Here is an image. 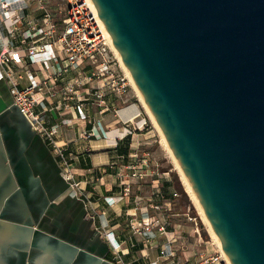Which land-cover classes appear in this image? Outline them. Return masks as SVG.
Listing matches in <instances>:
<instances>
[{
    "label": "water",
    "instance_id": "water-1",
    "mask_svg": "<svg viewBox=\"0 0 264 264\" xmlns=\"http://www.w3.org/2000/svg\"><path fill=\"white\" fill-rule=\"evenodd\" d=\"M231 264H264V0H91Z\"/></svg>",
    "mask_w": 264,
    "mask_h": 264
},
{
    "label": "crops",
    "instance_id": "crops-1",
    "mask_svg": "<svg viewBox=\"0 0 264 264\" xmlns=\"http://www.w3.org/2000/svg\"><path fill=\"white\" fill-rule=\"evenodd\" d=\"M26 15L34 21H26L24 30L39 20L32 6ZM19 41L20 36L11 46L24 48ZM118 69L124 70L122 64ZM82 92L89 99L84 104L85 119L76 109L51 106L46 100L34 105V110L41 113L49 129L56 130L54 139L71 158L77 180L93 201L96 216L92 219L87 218L84 199L75 196L63 176L61 156L14 103L9 83L0 80V264H196L201 237L198 234L195 243L188 241L189 230L182 223L170 218L167 236H175L176 242L175 255L169 257L161 256L169 243L166 235L150 238L133 234L129 228L132 218L164 212L170 217L173 200L179 195L172 181L167 180L165 186L149 172L131 179V193L121 196L119 170L133 160L136 151L143 156L147 153L143 147L157 141L150 138L154 128L149 130L145 122L153 121L138 91L131 85L125 101L110 96L106 105L93 101L90 85ZM75 102L68 101L71 106ZM106 195L120 200L109 206ZM103 230L114 232L121 243L118 253Z\"/></svg>",
    "mask_w": 264,
    "mask_h": 264
},
{
    "label": "built area",
    "instance_id": "built-area-1",
    "mask_svg": "<svg viewBox=\"0 0 264 264\" xmlns=\"http://www.w3.org/2000/svg\"><path fill=\"white\" fill-rule=\"evenodd\" d=\"M37 1L39 8L43 9L40 20L24 30L26 21H34L25 16L32 6L30 0H0V80L9 83L14 103L30 120L33 128L48 140L54 153L61 156L63 176L75 196L84 199L87 218L92 219L96 216L93 201L85 193L82 181L77 180L71 158L54 139L56 130L48 128L41 113L34 110V105L46 100L51 106L76 109L79 117L85 119L87 112L84 104L89 99L84 97L83 87L90 85L95 96L93 101L106 105V98L110 96L117 101H125L130 94L131 83L125 71L118 69L121 62L110 46L103 21L91 0H61L58 12L63 14V20L59 30L54 22L55 14L45 7L42 0ZM18 36L20 44L25 45L20 50L11 46V41ZM12 64L18 65V68ZM70 73H73L72 77L68 76ZM59 82L62 84L58 85ZM73 99L76 102L71 106L68 101ZM68 122L63 119V123ZM101 132L105 136V131L101 129ZM132 158L117 175L119 179L123 178L121 196L131 193V179L143 178L149 172L159 173L156 169L158 161L151 153L140 156L136 151ZM104 200L113 206L120 198L106 195ZM156 208L159 209V206ZM168 225L169 215L165 212L129 221L133 234H148L150 238L167 236ZM103 235L118 253L121 243L114 232L103 230ZM167 239L169 243L163 249L162 257L175 255V236H167ZM199 256L196 264H225L222 252L209 256L199 253Z\"/></svg>",
    "mask_w": 264,
    "mask_h": 264
},
{
    "label": "rangeland",
    "instance_id": "rangeland-1",
    "mask_svg": "<svg viewBox=\"0 0 264 264\" xmlns=\"http://www.w3.org/2000/svg\"><path fill=\"white\" fill-rule=\"evenodd\" d=\"M30 2L33 8V16H36V18L40 20L41 11L43 9L39 8L40 4L37 0H30ZM42 3L47 9L55 14L53 18L57 26V30H59V28H61V23L63 20V14H59L58 12V9L61 6V0H42ZM131 85L133 86L132 82ZM152 123L153 122L147 121V128H149V130L154 128V130L149 135L153 134L150 138L157 139V141H150L148 145L143 147V149L146 152L151 153L153 157L158 161V167L156 169L158 170L159 174L155 173L154 175H156V177L160 179L161 184L165 182L166 186L167 180H170V182L172 181L173 187L179 194L176 199L173 200L171 210L172 212L169 217V221L171 218L172 221H178L182 223V225L186 226V228L189 230L187 232L188 241L190 240L191 242L195 243L199 234V236L201 237V244L203 245L200 249V253H203L205 256L213 255L214 253H221L219 243L214 239V237L210 235L209 227L206 224L203 215L199 211L198 207H196L191 196L188 194L185 184L181 180L180 174L173 162L172 155L164 144L157 126L155 125V123V126H153ZM173 173L176 174L177 180L174 178ZM161 184L159 183V185ZM192 230H198V233H192ZM223 259L224 263L228 264L225 256H223Z\"/></svg>",
    "mask_w": 264,
    "mask_h": 264
},
{
    "label": "bare ground",
    "instance_id": "bare-ground-1",
    "mask_svg": "<svg viewBox=\"0 0 264 264\" xmlns=\"http://www.w3.org/2000/svg\"><path fill=\"white\" fill-rule=\"evenodd\" d=\"M104 28H105V26H104ZM105 32H106L107 37H108V39H109L110 46L112 47L113 51L115 52L116 56L118 57L119 61H120L121 64H122V67H123V69H124V71H125V73H126V76L129 77L130 83L132 82V84H133V86L135 87L136 91H138V94H139V96H140V98H141V100H142L143 105L147 108V111H148V113H149V115H150L151 120H152V121L155 123V125L157 126V128H158V130H159V132H160V135L162 136V140H163L164 144L166 145L168 151H170V153H171V155H172V158H173V162H174V164H175V166H176V169L178 170V172H179V174H180V178H181V180L184 182L185 187H186V190H187L188 194L191 196L192 200L194 201L196 207H198L199 211H200L201 214L203 215L204 220L206 221V224H207L208 227H209L210 235H211L212 237H214L215 240H217V242L219 243V246H220V248H221V252H222V254L225 256V259L227 260L228 264H231L230 259H229L228 256L225 254V251L223 250V248H222V246H221L219 240H218L217 237H216L215 231H214L212 225L210 224L209 219H208V217H207L205 211L203 210V208H202V206H201V203H200V201H199L198 196L195 194V192H194V190H193V188H192V186H191V184H190V181H188V179H187V177H186V175H185V173H184V170L182 169V166H179V163H178V161H177V159H176V157H175L173 151L171 150V148H170V146H169V143H168V141H167V139H166V136L163 135V133H162V131H161V129H160V127H159L157 121H156L155 118H154V115L152 114V111L150 110V107L147 106V104H146V102H145V100H144V98H143V95H142L141 92L138 90V88H137V86H136V83H135V81H134V78L131 77V75L129 74V72H128V70H127V67L125 66V63L122 61L121 55H120V53H119L117 47L114 46L113 41H112V38H111L109 32H107L106 28H105Z\"/></svg>",
    "mask_w": 264,
    "mask_h": 264
},
{
    "label": "trees",
    "instance_id": "trees-1",
    "mask_svg": "<svg viewBox=\"0 0 264 264\" xmlns=\"http://www.w3.org/2000/svg\"><path fill=\"white\" fill-rule=\"evenodd\" d=\"M173 175H174V178L177 180V176H176V174H175V173H173Z\"/></svg>",
    "mask_w": 264,
    "mask_h": 264
}]
</instances>
